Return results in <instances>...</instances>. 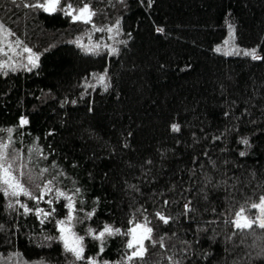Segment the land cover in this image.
<instances>
[{"label": "trees", "instance_id": "16d2710c", "mask_svg": "<svg viewBox=\"0 0 264 264\" xmlns=\"http://www.w3.org/2000/svg\"><path fill=\"white\" fill-rule=\"evenodd\" d=\"M35 2L0 0V62L16 69L0 71V129H14L11 147L36 177L30 191L55 177L38 207L57 211L41 223L36 200L21 197L33 208L24 214L0 193V264H124L126 237H108L99 253L86 232L105 223L126 231L133 218L153 228L134 264H264V230L229 222L264 195V60L223 54L255 48L264 57V0H84L91 24L25 7ZM77 37L99 54L70 43ZM24 46L39 56L31 71ZM105 71L107 90L96 82ZM57 188L81 219L94 211L75 229L83 261L44 239L58 237L67 210Z\"/></svg>", "mask_w": 264, "mask_h": 264}, {"label": "snow or ice", "instance_id": "6c2138e0", "mask_svg": "<svg viewBox=\"0 0 264 264\" xmlns=\"http://www.w3.org/2000/svg\"><path fill=\"white\" fill-rule=\"evenodd\" d=\"M82 6L74 7L71 0H36L35 3L25 4V7H30L32 9L41 10L44 13L48 14H55L61 13L65 17H69L72 22L74 23H83V24H91L92 17L95 13L90 9L89 3L84 2L81 0ZM119 20L116 22L117 28L119 27ZM4 26L0 24V29H3ZM231 29L232 26L229 25ZM93 29L95 31H108L111 32L113 29H102V28H95L93 25ZM157 31H163V29H157ZM11 35V33H9ZM90 38V37H89ZM70 43H74L78 48H80L85 54H94L98 55L100 51L99 44H84L82 43V37H77L75 40L70 41ZM227 43V42H226ZM22 44L21 41H16V47H19ZM104 47H108L105 45ZM9 50H14L11 44L8 45ZM217 52H221V48L217 47L215 49ZM23 52L28 53L27 55V65L25 67L28 68L29 71L36 68L38 66L39 56L32 52L31 48L27 46L23 47ZM117 52L116 48H110L108 54L112 55ZM243 54L244 56L251 57L253 60H264V57L257 53V49L251 50H242L239 48H233L230 51H224V55H240ZM7 53H5L6 55ZM30 66V67H29ZM8 69L15 71V67L10 64L8 61L0 62V71H4L7 74ZM95 75V74H94ZM107 79V72L105 71L104 74L96 76V82L98 84H102L107 90L108 84L106 83ZM89 87H95L94 85H89ZM28 120L24 117L20 118V125H26ZM173 131H179L180 126L177 124H173L172 126ZM0 131H6L9 134L8 142H3L0 140V193L3 194L4 197L10 199L14 197H19L21 195L28 197L30 200H36L37 207L35 208V214L38 217H41V223H44L49 217H54L56 214V208H50V210L45 211L44 209L38 207L39 202L44 199V194L53 191L51 187L53 180H49L46 184L43 185L41 188L40 184H36V190L39 192V195H35L33 191H30L28 187L25 186V183H33L36 179L30 172L23 171L22 169H27L28 165L22 162L21 156L19 152L11 147V133L14 131L13 128L8 129H0ZM241 143L247 145L249 142L245 138L241 141ZM30 152H36L37 149H29ZM241 156L245 155L244 152L240 153ZM45 158V157H41ZM49 169L45 168L42 169L39 175H43L45 172H48ZM21 177L23 179H21ZM56 197L57 199L63 197L66 199L67 203L64 207L67 209V215L63 219L56 220V227L59 231V236H51L46 235L44 237L47 241L59 240L63 244L64 251L66 253H71L75 261H83L85 260L84 255V236L78 235L76 232V226L78 224L84 223V220L91 219L93 212H88L85 214L84 219H81L76 213V203L74 201L73 196H66L63 191H60L59 188L56 190ZM76 193H79V189L75 190ZM49 205L53 203L52 200L46 201ZM167 203V202H165ZM15 204L20 205L24 209V214H30L33 212V208H30L27 204H23L20 202L19 199L15 200ZM9 208H14L13 203L8 204ZM250 207L251 209H255L258 211V215L254 218H250L248 215H245L247 208ZM186 210H190L189 206L185 205ZM156 217L162 221L164 224L169 223L171 219L168 216L163 215L160 212L156 213ZM234 225V227L238 230H249L253 229L254 227H258L264 230V195L259 197V201L257 203H252L250 206H241L239 211L235 212V219L229 221ZM150 221L145 219L143 223L136 222L135 218L129 220L128 229L126 231H122L120 228L114 227L110 224L105 223L102 229H93L89 227L87 229L86 235L90 236L93 240L100 242L99 253L104 251V247L107 242L108 237L113 236H123L126 237L125 249L130 250L125 254L124 264H134L137 260H142L145 256L147 251L145 247V241L152 240V233L153 228L149 227ZM155 243V241H153ZM161 246L162 243H161ZM97 253V255H99ZM33 264H45L43 259L38 261H34ZM86 264H97V260L94 257H87ZM107 264V262H105Z\"/></svg>", "mask_w": 264, "mask_h": 264}, {"label": "rangeland", "instance_id": "374dc122", "mask_svg": "<svg viewBox=\"0 0 264 264\" xmlns=\"http://www.w3.org/2000/svg\"><path fill=\"white\" fill-rule=\"evenodd\" d=\"M22 196H23V195H21V196H19V197L11 198V201H10V199L8 198V200H9L11 203H13L14 205H17V204H15V200L19 199L21 203H23V204H27V205L29 206L28 203H26L25 201H22V200H21V197H22ZM29 207H30V206H29ZM254 210H255V209H254ZM255 212H256V215L259 214L257 210H255ZM66 215H67V210H66L65 215H64L63 218H65ZM63 218H62V219H63ZM57 230H58V229H57ZM78 235H79V234H78ZM58 236H59V231H58ZM61 244H62V242H61ZM62 246H63V244H62ZM84 252H85V246H84ZM70 254H71V253H70ZM71 255H72V254H71ZM72 256H73V255H72ZM73 257H74V256H73Z\"/></svg>", "mask_w": 264, "mask_h": 264}]
</instances>
